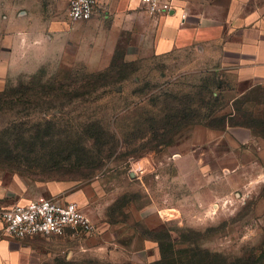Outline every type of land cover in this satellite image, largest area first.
<instances>
[{"label":"rangeland","instance_id":"374dc122","mask_svg":"<svg viewBox=\"0 0 264 264\" xmlns=\"http://www.w3.org/2000/svg\"><path fill=\"white\" fill-rule=\"evenodd\" d=\"M22 16L12 21L13 37L36 24ZM5 22L10 29L0 14V33ZM10 38L3 42V67L10 63ZM33 48L23 52L22 62L37 56ZM49 48L44 64L6 79L0 92L39 76L46 85L73 84L82 96L47 112L28 106L0 116V241L14 242L0 245V264H222L214 255L233 264H264V161L253 172L244 149L237 157L223 143L201 157L200 144L179 135L163 148L146 147L163 135L165 114L188 108L199 120L213 111L206 123L234 114V90L226 80L194 68L199 61L193 54L132 60L127 38L114 54ZM113 63L110 86L92 93L88 75ZM218 82L224 98L211 100ZM99 127L105 133L101 148L93 138ZM67 146L88 149L89 168L75 164L42 174L26 165L30 157L44 160L51 148ZM32 148L35 155L26 157ZM40 196L78 203L95 235L5 237L3 212Z\"/></svg>","mask_w":264,"mask_h":264},{"label":"crops","instance_id":"0c3cea01","mask_svg":"<svg viewBox=\"0 0 264 264\" xmlns=\"http://www.w3.org/2000/svg\"><path fill=\"white\" fill-rule=\"evenodd\" d=\"M68 2L0 0V14L10 22V29L5 22L4 32L0 33V55L4 40L11 36L6 52L10 63L3 67L0 59V90L6 79L35 72L50 54V46H61V50L80 48V53L114 54L121 40L127 38L126 53H132V60L196 55L199 62L194 68L219 73L234 90L231 101L244 100L248 111L264 115V0H164L169 11L154 16L143 10L140 0H100L96 15L85 23L69 21ZM21 15L36 24L25 29L19 39L12 36V21ZM184 15L198 18L199 23H184ZM31 47L36 48L37 56L22 62L23 52ZM4 71L6 74H2ZM181 136L186 142L200 144L201 157L223 143L229 154L237 157L244 149L253 172L262 167L264 138L251 129L217 130L194 125L184 129ZM0 245L13 246L14 242L5 239Z\"/></svg>","mask_w":264,"mask_h":264},{"label":"trees","instance_id":"16d2710c","mask_svg":"<svg viewBox=\"0 0 264 264\" xmlns=\"http://www.w3.org/2000/svg\"><path fill=\"white\" fill-rule=\"evenodd\" d=\"M121 62V61H120ZM122 63V62H121ZM129 64V63H127ZM128 67V65H123ZM117 68V65L113 63L109 69L102 73H90L88 75V80L90 81L91 92H96L99 89L109 87L111 82L106 80L109 73H113V70ZM220 81L222 80L219 78ZM73 84H60L56 86L55 84H43L42 79L39 76H34L29 82L20 81L16 86H6L5 90L0 92V116L4 113L11 112L16 109H21L24 107L40 108L43 107L45 112L57 109V103L64 100H74L80 98L82 95L79 92V88H72ZM224 86L222 82L215 83L214 88L210 92V99L213 100H223ZM90 91V90H89ZM237 107L234 109L235 113L224 115L220 121L212 120L209 123L205 121L212 117L209 115H201L199 120L195 118L192 112L188 108H182L177 110L174 114H165L162 122L161 130H163V135L160 138L154 140V144H148L146 147L163 148L172 143L173 138L179 135L184 129L189 126L202 125L212 129L224 130L227 127H244L251 129L257 135L264 138V115L255 116L251 111H248L244 105L246 101L237 100ZM137 106V105H135ZM224 109L227 105L222 104ZM208 110H211L210 104L207 106ZM125 115V114H124ZM123 115H120L117 119H120ZM101 133H94V140L99 143V148H101L104 143L103 139L105 133L102 128H98ZM24 149H21L19 153H23ZM76 151V153H75ZM30 155H35V149L32 148L28 151ZM89 150L85 147H81L78 150L71 148V146L65 147L62 151L58 152L55 148H51L47 154V159L37 160L38 158H28L25 160L26 165L30 169H35L42 174L50 173L56 170H61L67 167H73L72 165L77 164L80 170L89 168ZM22 159L24 158L21 157ZM73 158H76L73 161ZM67 163V165H66ZM53 199V198H50ZM207 257H211L209 252L206 253ZM217 262L221 261L222 264H233L220 255L213 256ZM190 264H193L191 262Z\"/></svg>","mask_w":264,"mask_h":264},{"label":"built area","instance_id":"2783aa9c","mask_svg":"<svg viewBox=\"0 0 264 264\" xmlns=\"http://www.w3.org/2000/svg\"><path fill=\"white\" fill-rule=\"evenodd\" d=\"M143 10L154 16L169 11L164 0H140ZM100 0H69L68 18L72 23H85L97 13ZM184 23H199L198 18L184 15ZM2 230L5 237L16 240L36 237L90 238L96 226L82 207L73 201L37 197L25 205H16L3 212Z\"/></svg>","mask_w":264,"mask_h":264}]
</instances>
